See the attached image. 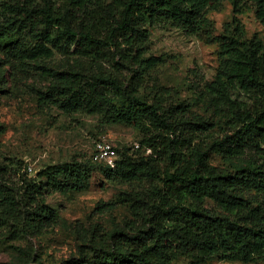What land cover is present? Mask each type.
Returning <instances> with one entry per match:
<instances>
[{
  "label": "trees",
  "instance_id": "1",
  "mask_svg": "<svg viewBox=\"0 0 264 264\" xmlns=\"http://www.w3.org/2000/svg\"><path fill=\"white\" fill-rule=\"evenodd\" d=\"M225 1L234 17L251 4L264 27V0H0V49L16 72L27 74L31 63L50 60L57 51L110 67L96 75L37 67L52 81L38 94L39 109L99 115L106 124L140 129L145 135L135 151H151L136 156L113 143L115 167L94 161L92 150L88 163L50 166L37 179L0 166V232L15 221L40 234L55 228L60 217L47 199L83 190L102 170L122 182L152 186L99 205L100 214L116 205L132 213L109 235L106 248L93 249L100 261L264 263V44L245 39L236 18L217 35L207 14ZM168 23L218 44L219 67L205 88L217 125L192 121L186 106L166 109L139 96L145 76L163 63L149 53V27ZM216 127L217 138L204 148L197 144ZM211 155L239 164L218 173ZM78 236L88 239L82 228ZM11 237L18 239L20 231Z\"/></svg>",
  "mask_w": 264,
  "mask_h": 264
},
{
  "label": "rangeland",
  "instance_id": "2",
  "mask_svg": "<svg viewBox=\"0 0 264 264\" xmlns=\"http://www.w3.org/2000/svg\"><path fill=\"white\" fill-rule=\"evenodd\" d=\"M207 17L215 24L217 35L223 33L224 25L233 23L236 18L243 27L245 39L256 38L264 44V27L256 19L251 4L234 17L232 4L225 1L218 9L208 12ZM149 33V53L161 57L163 63L145 76L139 96L166 109L186 106L192 121L219 124L211 98L205 92L219 67L218 44L200 41L169 23L151 26ZM39 66L79 70L90 75L111 72L107 63L57 51L52 59L31 63L30 71L21 74L11 68L0 49V166L37 179V174L50 166L88 163L93 142L102 136L120 149H130L136 156L151 154L150 150L135 151V145L145 135L140 129L106 124L99 115H66L57 109L40 110L38 94L52 81L40 76ZM218 136L216 127L203 134L197 144L204 148ZM209 163L218 173H229L239 164L234 159L216 155H211ZM158 183L156 181L155 185ZM151 186V182L127 183L106 171H96L83 190L67 195L57 193L47 199V204L60 217L55 228L40 234L27 224L23 226L15 221L1 230L0 264H116L100 261L93 249L106 248L109 235L116 226L129 221L132 213L123 205H116L103 214L97 209L101 204L117 202L125 193L144 192ZM260 199L264 206V196ZM79 228L87 231V240L80 239ZM15 230L20 231L18 239L11 237ZM94 231H98L100 238H93ZM171 264L196 263L183 257ZM203 264L245 263L213 259Z\"/></svg>",
  "mask_w": 264,
  "mask_h": 264
},
{
  "label": "built area",
  "instance_id": "3",
  "mask_svg": "<svg viewBox=\"0 0 264 264\" xmlns=\"http://www.w3.org/2000/svg\"><path fill=\"white\" fill-rule=\"evenodd\" d=\"M138 148V145H137ZM93 160L96 162H103L110 167L116 166L118 153L114 144L107 137H99L94 143ZM32 170L31 168L29 169Z\"/></svg>",
  "mask_w": 264,
  "mask_h": 264
}]
</instances>
